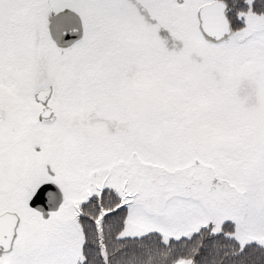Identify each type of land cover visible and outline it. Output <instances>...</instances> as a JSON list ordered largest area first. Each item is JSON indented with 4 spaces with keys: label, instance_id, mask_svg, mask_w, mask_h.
<instances>
[{
    "label": "snow or ice",
    "instance_id": "6c2138e0",
    "mask_svg": "<svg viewBox=\"0 0 264 264\" xmlns=\"http://www.w3.org/2000/svg\"><path fill=\"white\" fill-rule=\"evenodd\" d=\"M0 264H264V0H0Z\"/></svg>",
    "mask_w": 264,
    "mask_h": 264
}]
</instances>
